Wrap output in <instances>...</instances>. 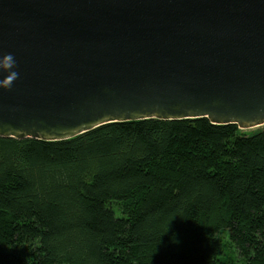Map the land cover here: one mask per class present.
Listing matches in <instances>:
<instances>
[{
    "label": "trees",
    "instance_id": "1",
    "mask_svg": "<svg viewBox=\"0 0 264 264\" xmlns=\"http://www.w3.org/2000/svg\"><path fill=\"white\" fill-rule=\"evenodd\" d=\"M0 136V264H264V125Z\"/></svg>",
    "mask_w": 264,
    "mask_h": 264
},
{
    "label": "water",
    "instance_id": "2",
    "mask_svg": "<svg viewBox=\"0 0 264 264\" xmlns=\"http://www.w3.org/2000/svg\"><path fill=\"white\" fill-rule=\"evenodd\" d=\"M7 53L19 78L0 88V136L144 118L264 125V0H0Z\"/></svg>",
    "mask_w": 264,
    "mask_h": 264
},
{
    "label": "clouds",
    "instance_id": "3",
    "mask_svg": "<svg viewBox=\"0 0 264 264\" xmlns=\"http://www.w3.org/2000/svg\"><path fill=\"white\" fill-rule=\"evenodd\" d=\"M17 62L12 53L0 55V72H7L8 75L0 80V88L11 89L14 81L19 78V73L15 70Z\"/></svg>",
    "mask_w": 264,
    "mask_h": 264
},
{
    "label": "rangeland",
    "instance_id": "4",
    "mask_svg": "<svg viewBox=\"0 0 264 264\" xmlns=\"http://www.w3.org/2000/svg\"><path fill=\"white\" fill-rule=\"evenodd\" d=\"M257 128H259V127L248 128V129H242V130H243V131H246V132H251V131H255Z\"/></svg>",
    "mask_w": 264,
    "mask_h": 264
}]
</instances>
